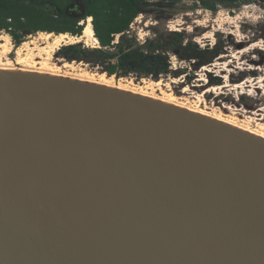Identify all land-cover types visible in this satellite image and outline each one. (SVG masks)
I'll return each mask as SVG.
<instances>
[{"label":"water","instance_id":"95a60500","mask_svg":"<svg viewBox=\"0 0 264 264\" xmlns=\"http://www.w3.org/2000/svg\"><path fill=\"white\" fill-rule=\"evenodd\" d=\"M0 264H264V138L0 68Z\"/></svg>","mask_w":264,"mask_h":264},{"label":"rangeland","instance_id":"374dc122","mask_svg":"<svg viewBox=\"0 0 264 264\" xmlns=\"http://www.w3.org/2000/svg\"><path fill=\"white\" fill-rule=\"evenodd\" d=\"M160 1L148 0L150 9L134 19L131 27L140 40L150 34L149 26L157 22L168 29H185L187 37L201 45H213L220 40L224 45L220 57L198 67L193 60L188 62L175 55L172 58L175 64L173 69L186 67L189 72L186 76L174 71L159 80L116 78L100 72L90 63L69 62L55 54L61 44L81 41L85 46H95L96 42L91 38L78 40L79 37L67 33L70 36L68 41L52 45L42 36L47 33L59 34L38 31L15 45L9 34L0 31V68L56 70L73 77L102 78L150 96H171L175 103L185 108L200 109L235 125L264 133V2L236 0L230 4H218L215 11H210L194 0H178L155 7L154 4ZM85 23L87 20L83 26ZM208 71L219 75L222 83L208 86ZM187 76L193 78L188 81ZM238 76H242V79H236Z\"/></svg>","mask_w":264,"mask_h":264},{"label":"trees","instance_id":"16d2710c","mask_svg":"<svg viewBox=\"0 0 264 264\" xmlns=\"http://www.w3.org/2000/svg\"><path fill=\"white\" fill-rule=\"evenodd\" d=\"M176 1L161 0L154 5ZM194 2L215 11L216 5L231 1ZM149 9L148 0H0V31L9 34L15 45L38 31L79 37L83 22L90 17L97 45L85 46L81 41L61 44L55 51L56 56L69 62L90 63L108 76L136 80H159L174 71L189 75L186 67L173 69L171 54L188 62L193 60L200 67L210 64L224 52L220 40L213 45H201L188 38L185 29L172 30L157 22L149 26L150 34L140 40L131 25L139 14ZM191 78L193 76H187L188 81ZM206 82L208 86L222 83L221 77L211 71L206 72Z\"/></svg>","mask_w":264,"mask_h":264},{"label":"bare ground","instance_id":"6f19581e","mask_svg":"<svg viewBox=\"0 0 264 264\" xmlns=\"http://www.w3.org/2000/svg\"><path fill=\"white\" fill-rule=\"evenodd\" d=\"M90 21L87 20V23H85L84 25V28H83V32L81 34V36H79L78 40L80 38H91L94 42H97V40L95 39L94 35H93V31H92V28H91V25L89 23ZM43 39L47 40L48 41H51L52 42V45H58L60 44L61 42L63 41H68L70 39V36L67 34V33H64V34H60L59 35H53L51 33H47L45 34L44 36H42ZM73 38V37H72ZM67 39V40H66ZM87 45V44H86ZM64 65H67V64H64ZM69 65V64H68ZM6 69V68H5ZM33 71H36V72H42V73H47V74H52V75H58V76H64V77H69V78H74V79H79V80H84V81H89V82H94V83H97V84H103V85H108V86H111V87H115V88H119V89H124V90H128V91H131V92H134V93H138V94H141V95H144V96H148V97H151V98H155V99H158V100H162V101H165V102H169V103H173V104H176V105H179V106H182L180 104H177L175 103L176 101H174V99L171 97V96H166V97H154V96H150L148 94H144L143 92L141 91H138V90H133V89H129L127 87H123L121 85H118V84H113L111 83L110 81L108 80H103L102 78L100 79H93V78H82V77H73V76H68V75H63L61 74L60 72H56L55 71H38V70H33ZM246 81H249L248 79ZM259 81H261V79H259ZM184 107V106H183ZM189 110H193L195 112H198V113H201V114H204V115H207V116H210V117H213L215 119H218V120H221V121H224L226 123H229L231 125H234L240 129H243L245 131H248L250 133H253V134H256L262 138H264V133L262 132H258L255 130H251L249 128H246V127H241L239 125H235L229 121H226L224 119H221L220 117H217V116H213V115H210L208 113H205L204 111L202 110H196V109H190V108H187Z\"/></svg>","mask_w":264,"mask_h":264},{"label":"built area","instance_id":"2783aa9c","mask_svg":"<svg viewBox=\"0 0 264 264\" xmlns=\"http://www.w3.org/2000/svg\"><path fill=\"white\" fill-rule=\"evenodd\" d=\"M86 20H90V17L87 18ZM95 44L97 45V42H96ZM204 44H206V43H203V45H204ZM174 57H176L175 54H171V55H170V59H171V63H172V66H173V67L175 66V64L173 63V59H172V58H174Z\"/></svg>","mask_w":264,"mask_h":264},{"label":"flooded vegetation","instance_id":"af4514ba","mask_svg":"<svg viewBox=\"0 0 264 264\" xmlns=\"http://www.w3.org/2000/svg\"><path fill=\"white\" fill-rule=\"evenodd\" d=\"M233 2H235V1H231V2H229V3H233ZM77 9H78V7H77Z\"/></svg>","mask_w":264,"mask_h":264}]
</instances>
